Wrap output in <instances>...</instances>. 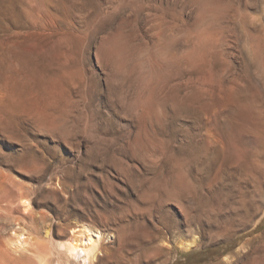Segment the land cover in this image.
I'll list each match as a JSON object with an SVG mask.
<instances>
[{"label": "rangeland", "instance_id": "obj_1", "mask_svg": "<svg viewBox=\"0 0 264 264\" xmlns=\"http://www.w3.org/2000/svg\"><path fill=\"white\" fill-rule=\"evenodd\" d=\"M82 223L93 264L264 260V0H0V264Z\"/></svg>", "mask_w": 264, "mask_h": 264}, {"label": "bare ground", "instance_id": "obj_2", "mask_svg": "<svg viewBox=\"0 0 264 264\" xmlns=\"http://www.w3.org/2000/svg\"><path fill=\"white\" fill-rule=\"evenodd\" d=\"M15 79H17V78H15ZM10 92L12 93V90ZM62 92H63V90H62ZM178 184H182L183 185L184 183H178ZM182 185L179 186V187L182 188ZM18 197H19L21 205L24 208V211H29V209L31 207V203H30L29 197H27V196H25L23 194H21ZM13 234L17 235L18 239L15 240L14 239V235H10V237H8V239H7L8 243H10L9 245L16 244L17 246H20L21 248H26L27 244L29 243V241H28V239L26 237V232L24 230H22V229H18L17 228L16 231ZM157 234L158 233L156 231H154L153 236L155 237ZM106 238H109L108 240H110V241L117 240L116 238L114 239L113 236L110 235V233H106L105 231H103V229L101 230L98 227H95V226H92V225H89V224H86V223L78 224V225H76V227L70 228V230L68 231L67 243H66V245L68 247V252L64 253V255H66L67 260H68L69 263L79 264L78 260L85 254L88 257V259L85 261V264H93L91 259L93 258V260H94L96 258L98 260L99 253L102 251L101 243H102V241L104 239L106 240ZM163 243L165 245L166 242L163 241ZM195 243H196V239H192V240H187L186 239V240H183V241L181 240L179 242V246H180V248H182L184 250H188V249H191L195 245ZM72 256H74L76 260H74L72 258ZM107 257H109V256H107ZM2 258H4V257H2ZM4 260H2L3 261L2 263L6 264V263H4ZM38 261H39L38 264H48L49 263L47 261V258H45V257H39ZM255 264H264V260H262L260 262L258 261Z\"/></svg>", "mask_w": 264, "mask_h": 264}]
</instances>
